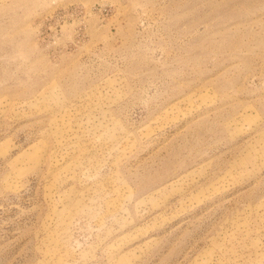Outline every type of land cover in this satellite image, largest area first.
<instances>
[{"label":"rangeland","instance_id":"1","mask_svg":"<svg viewBox=\"0 0 264 264\" xmlns=\"http://www.w3.org/2000/svg\"><path fill=\"white\" fill-rule=\"evenodd\" d=\"M0 264H264V0H0Z\"/></svg>","mask_w":264,"mask_h":264}]
</instances>
